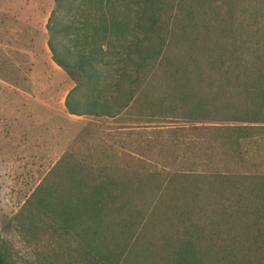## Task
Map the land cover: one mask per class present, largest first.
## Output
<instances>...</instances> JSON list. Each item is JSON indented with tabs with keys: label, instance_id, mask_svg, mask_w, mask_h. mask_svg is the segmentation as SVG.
Returning <instances> with one entry per match:
<instances>
[{
	"label": "rangeland",
	"instance_id": "1",
	"mask_svg": "<svg viewBox=\"0 0 264 264\" xmlns=\"http://www.w3.org/2000/svg\"><path fill=\"white\" fill-rule=\"evenodd\" d=\"M244 4L252 10L256 0ZM54 6L55 0H0V259L163 264L161 249L174 231L193 223L233 230L237 216L247 228L257 224L245 208L252 205L246 182L264 174V132L243 137L235 134L234 123L201 122L190 114L213 112L226 100L214 65L201 50L190 54L182 43L178 61L149 73L148 95L139 105L114 117L70 114L65 100L75 83L48 46ZM217 9L212 0V9L207 5L194 19L216 27ZM175 13L172 25L184 28L187 12ZM262 18H247L248 27L262 26ZM173 29L178 30H166ZM174 79L181 84L176 90ZM180 93L188 99L181 100ZM200 97L214 104H198ZM83 180L107 185L117 201L106 198L100 217L91 220L84 209L89 205L79 203L74 213L83 214L85 222L79 217L70 227L54 213L53 202L57 195L75 197L72 191ZM222 204L235 216L222 213Z\"/></svg>",
	"mask_w": 264,
	"mask_h": 264
},
{
	"label": "trees",
	"instance_id": "2",
	"mask_svg": "<svg viewBox=\"0 0 264 264\" xmlns=\"http://www.w3.org/2000/svg\"><path fill=\"white\" fill-rule=\"evenodd\" d=\"M215 1L221 10V14L216 10V27L210 20L198 25L199 19L193 16L207 5L212 9V0H55L47 23L48 46L54 62L75 83L65 100L67 111L78 116L114 117L139 105L148 95L149 73L168 70L167 63L178 61L175 52L186 42L190 54L201 50L207 62L213 63L220 95L226 97L213 112L193 109L190 114L201 122L234 123L235 134L243 137L252 136L255 130L264 132V24L251 28L247 22V18L259 20L260 15L264 21V0H256L252 10H245V0ZM173 11H186L190 22L184 28L172 25ZM172 27L178 30H166ZM173 81L178 84V79ZM176 84L174 90L181 85ZM232 91L239 97L228 94ZM179 97L187 100L189 95L180 93ZM200 103L214 104L201 97ZM254 179L246 182L252 205L245 208L251 210L257 224L247 228L245 218L237 216L233 217L236 231L228 230L226 224L214 230L210 223H193L186 230L174 231V238L161 249L163 264H264V174ZM85 183L83 180L72 191L75 197L71 193L55 196L50 191L56 197L54 213L63 215L67 226L75 227L79 217L85 222L83 214L74 213L80 210L79 203L93 207V212L84 207L91 220L100 217L101 202L106 198L117 201L107 185ZM41 192L45 194L44 189ZM222 206V213H227L226 205ZM0 264L9 263L0 259Z\"/></svg>",
	"mask_w": 264,
	"mask_h": 264
}]
</instances>
